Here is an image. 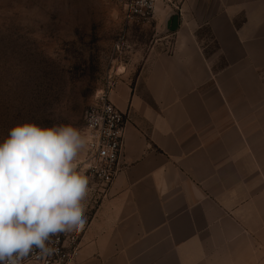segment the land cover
Masks as SVG:
<instances>
[{
  "label": "crops",
  "instance_id": "obj_1",
  "mask_svg": "<svg viewBox=\"0 0 264 264\" xmlns=\"http://www.w3.org/2000/svg\"><path fill=\"white\" fill-rule=\"evenodd\" d=\"M176 5L110 94L127 118L122 168L87 201L68 264H264V0Z\"/></svg>",
  "mask_w": 264,
  "mask_h": 264
},
{
  "label": "rangeland",
  "instance_id": "obj_2",
  "mask_svg": "<svg viewBox=\"0 0 264 264\" xmlns=\"http://www.w3.org/2000/svg\"><path fill=\"white\" fill-rule=\"evenodd\" d=\"M123 7L124 0H0V142L26 122L83 130L109 77L137 79L161 46L162 25L129 22ZM83 158L84 150L76 163Z\"/></svg>",
  "mask_w": 264,
  "mask_h": 264
},
{
  "label": "clouds",
  "instance_id": "obj_3",
  "mask_svg": "<svg viewBox=\"0 0 264 264\" xmlns=\"http://www.w3.org/2000/svg\"><path fill=\"white\" fill-rule=\"evenodd\" d=\"M86 147L71 123L17 124L0 142V264L51 255L53 237L85 229L89 178L76 161Z\"/></svg>",
  "mask_w": 264,
  "mask_h": 264
},
{
  "label": "built area",
  "instance_id": "obj_4",
  "mask_svg": "<svg viewBox=\"0 0 264 264\" xmlns=\"http://www.w3.org/2000/svg\"><path fill=\"white\" fill-rule=\"evenodd\" d=\"M177 0H124L123 17L129 22L147 25L153 22L157 8L176 11ZM119 83V75L108 78L104 88L95 96L84 116L83 133L87 138L83 161L78 165L89 178V197L93 200L105 195L121 171L120 158L125 139L126 114L110 100L111 92ZM79 233L53 237L51 255L38 251L22 264H68L80 248Z\"/></svg>",
  "mask_w": 264,
  "mask_h": 264
},
{
  "label": "water",
  "instance_id": "obj_5",
  "mask_svg": "<svg viewBox=\"0 0 264 264\" xmlns=\"http://www.w3.org/2000/svg\"><path fill=\"white\" fill-rule=\"evenodd\" d=\"M177 22V13L174 9L168 8L165 13V21L163 28L160 30V34L164 35L172 31L173 29L170 27L171 23L176 24Z\"/></svg>",
  "mask_w": 264,
  "mask_h": 264
}]
</instances>
